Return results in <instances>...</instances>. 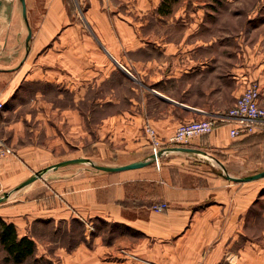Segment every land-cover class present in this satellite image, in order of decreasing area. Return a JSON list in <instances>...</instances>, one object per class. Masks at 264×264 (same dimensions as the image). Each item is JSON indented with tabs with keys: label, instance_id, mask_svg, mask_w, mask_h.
Segmentation results:
<instances>
[{
	"label": "crops",
	"instance_id": "0c3cea01",
	"mask_svg": "<svg viewBox=\"0 0 264 264\" xmlns=\"http://www.w3.org/2000/svg\"><path fill=\"white\" fill-rule=\"evenodd\" d=\"M161 1L0 0V217L36 247L0 244V264H264V177L239 180L264 170V122L166 144L251 81L264 105V32H202L217 0Z\"/></svg>",
	"mask_w": 264,
	"mask_h": 264
},
{
	"label": "built area",
	"instance_id": "2783aa9c",
	"mask_svg": "<svg viewBox=\"0 0 264 264\" xmlns=\"http://www.w3.org/2000/svg\"><path fill=\"white\" fill-rule=\"evenodd\" d=\"M259 94L258 84L253 81L249 82L236 97L234 103L224 112L215 117L179 123L174 132L168 137L166 144L185 145L193 136L210 134L219 123L233 122L235 126L230 129V134L235 136L242 130L250 129L255 122H264V105L259 102ZM2 108L3 102L0 101V110ZM145 134L154 149L162 147L163 143L158 139L155 130L149 125L145 127ZM11 152L8 146L0 144V159ZM165 207V203H157L153 206V209L162 211Z\"/></svg>",
	"mask_w": 264,
	"mask_h": 264
},
{
	"label": "rangeland",
	"instance_id": "374dc122",
	"mask_svg": "<svg viewBox=\"0 0 264 264\" xmlns=\"http://www.w3.org/2000/svg\"><path fill=\"white\" fill-rule=\"evenodd\" d=\"M167 1H171L172 8L177 6L180 0ZM67 3L72 4V0H67ZM204 10L208 16L206 23L202 26V32H264V0H217L216 3L205 6ZM124 71L126 78H129V71ZM97 152L98 149L91 150L93 154ZM100 157L113 159L108 154L106 157ZM89 165L94 167L93 164ZM90 226L88 233L95 234L99 227L105 225L94 221ZM102 229L105 230V228ZM84 231L85 229L83 236Z\"/></svg>",
	"mask_w": 264,
	"mask_h": 264
},
{
	"label": "trees",
	"instance_id": "16d2710c",
	"mask_svg": "<svg viewBox=\"0 0 264 264\" xmlns=\"http://www.w3.org/2000/svg\"><path fill=\"white\" fill-rule=\"evenodd\" d=\"M171 1L162 0L157 11L167 14L171 11ZM0 244L7 254V259L20 263L35 253V243L28 236H19L13 223L5 222L0 217Z\"/></svg>",
	"mask_w": 264,
	"mask_h": 264
},
{
	"label": "water",
	"instance_id": "95a60500",
	"mask_svg": "<svg viewBox=\"0 0 264 264\" xmlns=\"http://www.w3.org/2000/svg\"><path fill=\"white\" fill-rule=\"evenodd\" d=\"M21 3H22V6H23V13H25V3H24V0H20ZM168 149H175V150H182V151H199V150H194V149H191V148H187V147H182V146H179V147H171V148H168ZM166 150V149H165ZM164 151L163 150H160L158 152V155H160L162 152ZM89 161L88 159H69V160H65L59 164H54L52 166H50L51 168H57L58 166H61V165H65V164H69V163H75V162H78V161ZM148 163V160H142V161H134V162H131V163H128V164H125V165H120V166H113V167H106V166H96L98 168H102L104 170H123V169H129V168H135V167H139V166H143L145 164ZM43 173V170L39 171V172H36L34 175L30 176L27 180H25L23 183H21L20 186H23V185H27L31 182H33L34 180H36L37 178L41 177V174ZM259 177H264V170L261 171V172H258L256 174H253V175H249V176H246L244 178H240L239 180H251V179H255V178H259ZM235 179V178H234ZM7 195H8V192H4L1 196H0V203L5 201L6 198H7Z\"/></svg>",
	"mask_w": 264,
	"mask_h": 264
}]
</instances>
